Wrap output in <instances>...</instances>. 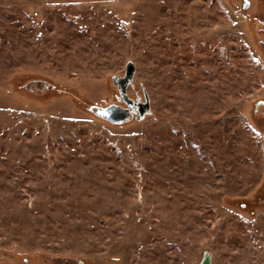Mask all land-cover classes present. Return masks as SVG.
Returning a JSON list of instances; mask_svg holds the SVG:
<instances>
[{
    "label": "rangeland",
    "instance_id": "obj_1",
    "mask_svg": "<svg viewBox=\"0 0 264 264\" xmlns=\"http://www.w3.org/2000/svg\"><path fill=\"white\" fill-rule=\"evenodd\" d=\"M128 59L152 115L112 125ZM204 249L264 264V0H0V264Z\"/></svg>",
    "mask_w": 264,
    "mask_h": 264
},
{
    "label": "water",
    "instance_id": "obj_2",
    "mask_svg": "<svg viewBox=\"0 0 264 264\" xmlns=\"http://www.w3.org/2000/svg\"><path fill=\"white\" fill-rule=\"evenodd\" d=\"M136 66L133 60L125 62V69L122 75L112 74L110 82L116 91L114 101L107 105L88 103L85 108L96 118L112 125L123 126L132 120L141 121L152 115L151 101L144 85H141L142 93L133 100L127 94L128 87H135ZM134 109V112L133 109ZM212 255L209 250L204 249L198 264H212Z\"/></svg>",
    "mask_w": 264,
    "mask_h": 264
},
{
    "label": "trees",
    "instance_id": "obj_3",
    "mask_svg": "<svg viewBox=\"0 0 264 264\" xmlns=\"http://www.w3.org/2000/svg\"><path fill=\"white\" fill-rule=\"evenodd\" d=\"M262 101H263L262 98L256 99L255 100V106L257 107V106H260L261 104H263ZM246 206H247L246 204H241V207H243L242 209H244L247 214L252 215L254 212L253 210H254L255 206H252V207L247 208V209L245 208Z\"/></svg>",
    "mask_w": 264,
    "mask_h": 264
},
{
    "label": "flooded vegetation",
    "instance_id": "obj_4",
    "mask_svg": "<svg viewBox=\"0 0 264 264\" xmlns=\"http://www.w3.org/2000/svg\"><path fill=\"white\" fill-rule=\"evenodd\" d=\"M115 95H116V94H115ZM131 98H132L133 100H136V99L138 98V92L131 93ZM132 109H133V108H132ZM132 112H134V109H133Z\"/></svg>",
    "mask_w": 264,
    "mask_h": 264
}]
</instances>
